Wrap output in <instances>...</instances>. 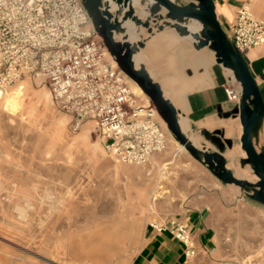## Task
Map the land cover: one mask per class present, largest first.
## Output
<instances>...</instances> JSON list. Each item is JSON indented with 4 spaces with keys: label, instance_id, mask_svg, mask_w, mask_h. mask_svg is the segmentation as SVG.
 <instances>
[{
    "label": "rangeland",
    "instance_id": "1",
    "mask_svg": "<svg viewBox=\"0 0 264 264\" xmlns=\"http://www.w3.org/2000/svg\"><path fill=\"white\" fill-rule=\"evenodd\" d=\"M189 45V60L211 52ZM175 51L167 56L171 61ZM146 57L150 68L163 55L147 51ZM238 123L224 127L234 141L225 152L228 167L238 177L256 178L241 163ZM172 135L147 163L124 164L105 148L95 122L73 130L44 81L10 85L0 99V264H134L148 224L197 208L211 212L217 241L215 251L197 255V264H264V205L224 183L188 149L180 151ZM195 136L198 147L216 149L204 135Z\"/></svg>",
    "mask_w": 264,
    "mask_h": 264
},
{
    "label": "built area",
    "instance_id": "2",
    "mask_svg": "<svg viewBox=\"0 0 264 264\" xmlns=\"http://www.w3.org/2000/svg\"><path fill=\"white\" fill-rule=\"evenodd\" d=\"M224 29L243 56L264 43V20L248 4ZM28 78L49 85L74 131L95 122L118 162L145 164L168 147L166 122L151 101L133 91L131 78L96 31L83 0H0V91ZM225 92L239 104L238 82L229 77ZM150 226L184 244L181 264H197L196 241L185 220L172 216Z\"/></svg>",
    "mask_w": 264,
    "mask_h": 264
},
{
    "label": "water",
    "instance_id": "3",
    "mask_svg": "<svg viewBox=\"0 0 264 264\" xmlns=\"http://www.w3.org/2000/svg\"><path fill=\"white\" fill-rule=\"evenodd\" d=\"M116 4L111 10V2ZM149 2V5L147 3ZM92 23L103 38L109 52L120 68L136 81L150 101L157 107L170 132L190 151V153L206 165L224 183L236 184L249 193L250 197L264 205V98L260 87L245 57L230 40L222 26L213 0H83ZM166 11L165 14L163 12ZM145 16V19L142 17ZM162 30L166 25L176 29L180 36H191L196 49L208 47L214 52L218 63L231 68L243 93L239 104L228 111L220 108L221 115L229 118H240L243 134L240 137L246 156L241 163L250 164L253 172L259 177L250 181L237 177L228 167L225 152L233 147V139L226 136L224 129L202 130L201 133L211 141L216 149L208 150L195 145L180 124L178 111L174 103L166 97L161 84L154 80L144 63L136 65L134 56L139 52L142 42L129 39L126 22L131 21L135 27L150 29L151 21ZM198 20L202 23L200 31H191L188 23ZM123 34L121 39L116 34Z\"/></svg>",
    "mask_w": 264,
    "mask_h": 264
},
{
    "label": "crops",
    "instance_id": "4",
    "mask_svg": "<svg viewBox=\"0 0 264 264\" xmlns=\"http://www.w3.org/2000/svg\"><path fill=\"white\" fill-rule=\"evenodd\" d=\"M213 1L218 18L225 28L229 27L235 20L239 8L247 4L250 5L257 17L264 20V0ZM112 4L114 3L111 2V10L114 11L116 5L113 7ZM147 5H149V2ZM165 13L166 11L163 12V14ZM142 19H145V16ZM161 23H164V20H158L157 23L151 21L152 33H150V29L143 26H139L134 30L133 25L127 29V32L131 41L143 43L139 52L135 54V62L137 64L144 63L148 71L152 76L154 73L156 78H158V75L155 71L159 73L160 79L158 82L166 93V97L174 103L179 119L183 118L186 121L183 130L195 136L201 135V131L205 129L210 131L215 129L225 130L224 127L229 124L231 126L236 125V128L237 125L239 127L238 119L223 117L220 111V108L223 111H228L236 105L235 102L228 100L225 92L229 78L227 69L217 62L212 51L205 58L195 55L192 60L187 59L185 55L190 53L189 44L192 42L182 39V36L171 26L166 25L164 29H158L157 25ZM118 35H120L117 36L118 39L123 36L122 33ZM169 38L174 42L170 43L167 40ZM176 39H179L182 45L175 44ZM173 47L176 48V58L171 61L168 54H170ZM146 50L150 53L162 54L163 58L157 64L152 61V67L149 68ZM139 55L143 56L142 60L138 59ZM244 57L264 98V43L250 49ZM172 62H174V65H171ZM169 69H173L175 72L169 74L162 72ZM184 69L188 71L187 74H184ZM172 74L175 78H171ZM231 119L232 121H230ZM262 135V141H264V128ZM181 218L192 229L198 255L207 256L217 249L216 229L209 209H192L184 212ZM183 260L184 244L179 239L168 231H158L150 224L146 226L143 244L136 253L134 264H181Z\"/></svg>",
    "mask_w": 264,
    "mask_h": 264
},
{
    "label": "bare ground",
    "instance_id": "5",
    "mask_svg": "<svg viewBox=\"0 0 264 264\" xmlns=\"http://www.w3.org/2000/svg\"><path fill=\"white\" fill-rule=\"evenodd\" d=\"M137 2H138V0H136ZM113 2V1H112ZM114 3V2H113ZM115 3L114 4H112V6L113 7H115ZM113 9V8H112ZM131 25H133L134 27H133V29L134 30H136V27H135V25H134V23H132L131 21H128V22H126V27H127V29L128 28H130V26ZM188 26H189V28H190V30L191 31H194V32H196V31H200L201 30V28H202V23L200 22V21H198V20H192V21H190L189 23H188ZM117 36H120V35H118V34H116V37ZM182 39H184V40H188V41H190V42H193V39H192V37L191 36H185V37H182ZM213 52V51H212ZM214 53V52H213ZM143 56H141V55H139L138 56V59H140V60H142L143 58H142ZM134 59H135V56H134ZM136 59H137V57H136ZM136 65L137 66H139L140 65V63L139 64H137L136 63ZM226 69H227V71H228V75H229V77L232 79V80H234V81H236V82H238L239 84H240V86H241V88H242V85H241V82L240 81H238L237 80V78H236V76H235V73H234V71L231 69V68H228V67H225ZM151 74V73H150ZM151 76H152V74H151ZM155 75H154V73H153V78H154V80H156V81H158V79L156 78V77H154ZM132 83L134 84V88H135V90L141 95V96H143L147 101H150V99H149V97H148V95L144 92V90L140 87V85L136 82V81H134V80H130V84H131V87H132ZM133 89V88H132ZM6 91V90H5ZM5 91H0V99L2 98V96L5 94ZM133 91H134V89H133ZM20 89L19 88H16L12 93H11V97H12V99L13 100H9V108L10 109H12L13 111H15L16 109H17V98H19L18 96L20 95ZM135 92V91H134ZM136 93V92H135ZM165 93V92H164ZM242 93H243V88H242ZM165 95H166V93H165ZM167 96V95H166ZM241 101V100H240ZM236 119H239V121H240V118L239 117H237ZM185 120H183V118H181L180 119V124H181V126H182V128H183V126L185 125ZM240 124H241V121H240ZM167 125V124H166ZM187 125V124H186ZM241 129H242V133H241V135L243 134V126H242V124H241ZM170 136L172 135V134H169ZM201 135H202V133H201ZM173 136V135H172ZM190 137V139L192 140V142L193 143H195L196 144V146H198L199 145V137H197V136H189ZM202 137H203V135H202ZM178 142V146H179V150L180 151H185L186 150V147L184 146V145H182L179 141H177ZM242 146V145H241ZM242 148V147H241ZM242 150L244 151V152H241V155L242 156H246V152H245V150L242 148ZM235 155H236V153H231L230 154V157H235ZM151 159H153V157L151 158ZM247 166H249L251 169H252V167H251V165L250 164H246ZM245 165V166H246ZM246 166V167H247ZM253 171V170H252ZM241 174H246L247 176L248 175H250V170H248V169H243L241 172H240ZM235 175H236V173H235ZM254 175H255V177L256 178H252L251 176H248V180H250V181H257L258 179H259V177L254 173ZM237 176V175H236ZM238 177V176H237ZM247 179V178H246Z\"/></svg>",
    "mask_w": 264,
    "mask_h": 264
}]
</instances>
